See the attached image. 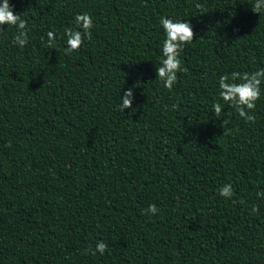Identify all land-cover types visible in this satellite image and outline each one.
<instances>
[{"label":"trees","instance_id":"trees-1","mask_svg":"<svg viewBox=\"0 0 264 264\" xmlns=\"http://www.w3.org/2000/svg\"><path fill=\"white\" fill-rule=\"evenodd\" d=\"M10 2L28 43L0 28V264H264V83L250 121L218 83L264 69V0ZM162 16L194 34L171 89Z\"/></svg>","mask_w":264,"mask_h":264},{"label":"clouds","instance_id":"clouds-1","mask_svg":"<svg viewBox=\"0 0 264 264\" xmlns=\"http://www.w3.org/2000/svg\"><path fill=\"white\" fill-rule=\"evenodd\" d=\"M253 10L258 13L260 3H257ZM75 21L78 27L76 29H68L65 32L67 52H72L79 48L93 26V21L87 14H77ZM159 23L165 35L161 48L164 59L161 61L160 67L156 68V77L162 81L165 88L171 89L177 82V73L185 71L181 67L180 53L185 44L193 41L194 34L191 25L182 20L174 21L169 17L162 16ZM5 24L8 27H15L17 30L12 41L13 44L24 47L28 43L27 33L24 30L26 21L21 18L19 13L14 14L10 0H0V28H3ZM46 35L48 44L51 45L56 38V34L53 31H48ZM218 83L221 99L225 103L234 106L241 117L249 121L252 120L253 117L248 115L245 109H253L256 101L261 96L260 85L264 83V69H259L251 74L233 72L231 76H220ZM134 100V91L132 88H128L123 95H120L119 106L123 111L126 108L135 111L133 107ZM175 107L177 106L173 105V108ZM222 107L219 103L213 105V112L217 118L221 117ZM218 191L221 197H232L233 189L231 184H224ZM257 196L264 198V191L257 192ZM147 212L155 215L158 212V208L155 204H150ZM107 247V244L101 240L96 243L94 251L103 255Z\"/></svg>","mask_w":264,"mask_h":264}]
</instances>
